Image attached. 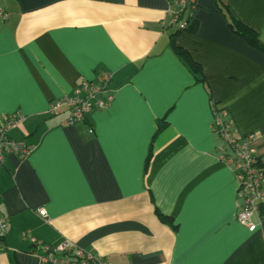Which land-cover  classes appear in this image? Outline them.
I'll return each instance as SVG.
<instances>
[{
    "label": "crops",
    "instance_id": "crops-1",
    "mask_svg": "<svg viewBox=\"0 0 264 264\" xmlns=\"http://www.w3.org/2000/svg\"><path fill=\"white\" fill-rule=\"evenodd\" d=\"M1 3L0 126L19 117L7 136L31 151L0 165V264H51L41 257L63 240L108 264H264V179L249 232L211 130L212 110L224 111L264 153V53L228 16L264 46V0H196L185 14L194 32L169 23L170 0ZM101 73L114 93L106 108L71 126L65 108L50 112Z\"/></svg>",
    "mask_w": 264,
    "mask_h": 264
},
{
    "label": "built area",
    "instance_id": "built-area-1",
    "mask_svg": "<svg viewBox=\"0 0 264 264\" xmlns=\"http://www.w3.org/2000/svg\"><path fill=\"white\" fill-rule=\"evenodd\" d=\"M170 24L178 25V30L188 27V19L185 18L187 11L196 7V0H170ZM7 19V12L2 7L0 0V25ZM111 76L109 74H99L96 82L84 81L77 88L73 95L58 99L50 105V112L61 109L67 110L64 120L66 126H71L83 122L87 114L92 110L106 108L114 99V93L110 87ZM19 117L0 126V165L3 164L5 156L16 154L22 158L26 157L31 148L23 141L12 140L7 136L9 127L19 122ZM211 130L221 139L222 144L218 146L217 159L229 167L234 176L238 190L243 198V208L236 215L235 221L249 232H253L260 225L259 220L255 221V216L259 213V205L263 198L262 180L264 171V154L257 152L253 145L255 135L248 134L244 137H237L224 111L212 110ZM91 132V131H90ZM38 215L45 223L50 220L46 215L45 209H39ZM7 219L0 215V236L7 231ZM30 242L36 247L40 246L35 238L30 237ZM49 254L56 256H43V263L51 264H108L101 256H96L73 247L68 241H63L54 250H46Z\"/></svg>",
    "mask_w": 264,
    "mask_h": 264
},
{
    "label": "trees",
    "instance_id": "trees-1",
    "mask_svg": "<svg viewBox=\"0 0 264 264\" xmlns=\"http://www.w3.org/2000/svg\"><path fill=\"white\" fill-rule=\"evenodd\" d=\"M228 16H229V24H230V27L233 30V32L236 33L237 35H239L241 38H243L250 46H252L253 48L257 49L258 51L264 53V46L259 42L255 33L253 31L249 30L248 28H246L245 26L241 25L240 22H238L231 14H228ZM189 20L187 21L188 23H189ZM196 27H197L196 21L194 19H191L188 27L185 28L184 30L189 31V32H194ZM175 51H176V54L184 60L185 64H187L189 66V68L192 69V71L199 72V67L190 60L188 54L184 50L175 47ZM196 79L199 80V77L196 76ZM250 134H252V133H250ZM247 135H244V136H247ZM244 136H242V137H244ZM253 145H254V142H253ZM255 148H256V146H255ZM256 150L259 154H261V155L264 154V153H260L257 148H256ZM261 168L264 171V165H262ZM263 179H264V177H263ZM262 182H263V180H262ZM1 216H4V215H1ZM7 222H8V219H7ZM7 226H8V223H7ZM3 238H4V235L0 236V247L4 246L3 245V243H4Z\"/></svg>",
    "mask_w": 264,
    "mask_h": 264
},
{
    "label": "rangeland",
    "instance_id": "rangeland-1",
    "mask_svg": "<svg viewBox=\"0 0 264 264\" xmlns=\"http://www.w3.org/2000/svg\"><path fill=\"white\" fill-rule=\"evenodd\" d=\"M238 137H242V136L239 135ZM63 241H67V240H63ZM63 241H62V242H63ZM68 243L71 245V243H70L69 241H68Z\"/></svg>",
    "mask_w": 264,
    "mask_h": 264
}]
</instances>
